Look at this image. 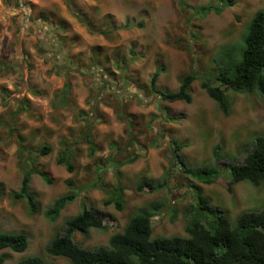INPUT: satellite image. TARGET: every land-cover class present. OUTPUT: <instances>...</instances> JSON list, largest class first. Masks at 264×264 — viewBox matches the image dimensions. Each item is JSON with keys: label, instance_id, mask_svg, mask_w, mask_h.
Wrapping results in <instances>:
<instances>
[{"label": "rangeland", "instance_id": "1", "mask_svg": "<svg viewBox=\"0 0 264 264\" xmlns=\"http://www.w3.org/2000/svg\"><path fill=\"white\" fill-rule=\"evenodd\" d=\"M73 1L95 30L117 29L110 34L90 30L66 0H0V185L5 191L0 226L26 232L30 240L24 252L2 249L0 264L32 255L72 264L46 247L84 207L116 221L104 230L76 232L75 241L88 248L108 244L113 233L145 209L152 211L153 236L185 234L193 219L214 222V213L197 206L191 185L197 180L182 161L219 171L212 183L197 182L212 210L224 211L233 221L244 211L261 209L264 182L254 185L232 177V165L242 163L255 135L264 133L261 96L228 91L232 104L225 114L198 80L191 86V103L162 99L149 81L158 66L161 90L176 91L180 77L190 71L213 73V56L226 45L240 48L246 26L264 9V0H234L220 13L202 12L220 0ZM125 21L143 25L118 28ZM19 110L12 133L8 123ZM87 133L97 146L94 153ZM17 136L24 139L36 168L53 179L49 183L39 174L32 176L30 190L42 211L62 195L76 194L56 220L42 211L32 213L26 199L12 196L21 186L22 168L31 166L25 165ZM173 139L185 144L179 152ZM44 145L51 151L37 154ZM63 152L69 154L72 171L59 161ZM114 158H135L121 166L119 180ZM142 180H154L156 189L138 191ZM117 185L123 188L122 210L104 203Z\"/></svg>", "mask_w": 264, "mask_h": 264}, {"label": "trees", "instance_id": "2", "mask_svg": "<svg viewBox=\"0 0 264 264\" xmlns=\"http://www.w3.org/2000/svg\"><path fill=\"white\" fill-rule=\"evenodd\" d=\"M66 2L72 13L90 30L110 34L117 29L114 25L110 30L104 28L95 30L94 23L84 17L73 0H66ZM219 3V5L206 6L202 12L214 10L220 13L227 5L233 4L234 0H220ZM142 25V23L125 21L118 28L129 29ZM213 62L215 70L211 74L200 75L194 70L182 75L176 91L159 88L158 78L162 69L158 66L150 77V89L152 92L159 93L162 99L168 102L191 103L193 101L191 86L198 80L201 88L218 103L225 114L230 113L232 104L226 97L228 91L257 93L264 102V9L258 10L250 19L240 42V48L237 49L233 45L223 46L213 56ZM122 67L126 68V63H123ZM22 103L21 107L27 108V104ZM19 113L20 110L13 114L8 123V130L12 133L14 121ZM119 114L125 118L122 112ZM128 121L130 122V119ZM86 139L90 144L91 153H94L97 146L91 134L87 133ZM23 140L21 136H17L21 156H24L23 160L26 161L25 165L31 164V166L28 169L22 168L21 186L12 193V196L19 200L26 199L29 210L32 213H39L42 211L41 205L37 201V195L30 190L32 176L39 174L49 183H52L53 179L45 171L36 168L34 157ZM172 141L177 152L185 145L177 139ZM218 148L216 146V153ZM50 151L51 147L44 145L36 150V153L47 154ZM179 155L181 158L182 155ZM181 159L183 160V157ZM59 161L69 171L74 169L67 152L60 155ZM134 161L135 158L112 159L117 180L121 177L119 171L121 166ZM182 162L185 171L197 180L191 184L197 198V206L208 214L214 213V222L206 224L200 219H193L186 225L185 234L153 236L152 211L145 209L133 215L122 231L113 233L108 244L88 248L74 240L75 232L87 234L92 228L104 230L109 225H114L116 221L108 213L93 207H84L66 220L63 231L48 243L46 250L51 255L69 258L72 264H264V206L259 210L244 211L232 221L224 211L216 212L211 209L210 199L203 194L201 186L197 183H212L218 176L217 168L212 169L213 166L209 165L190 167L184 161ZM232 177L234 180H243L254 185L264 182V133L255 135L253 147L248 150L243 162L232 165ZM156 186L154 180H142L136 189L144 191L148 187L150 191H154ZM4 194V188L0 185V197ZM75 198L76 194L73 192L62 195L42 212L50 220H56L61 211ZM104 203L114 204L118 210L124 209L123 188L117 185ZM29 245V235L26 232H8L0 226V251L10 249L15 252H24ZM13 264L53 263L39 255H32Z\"/></svg>", "mask_w": 264, "mask_h": 264}, {"label": "clouds", "instance_id": "3", "mask_svg": "<svg viewBox=\"0 0 264 264\" xmlns=\"http://www.w3.org/2000/svg\"><path fill=\"white\" fill-rule=\"evenodd\" d=\"M75 233H76V232H75ZM75 233H74V234H75ZM73 238H74V235H73ZM74 240H75V239H74Z\"/></svg>", "mask_w": 264, "mask_h": 264}]
</instances>
